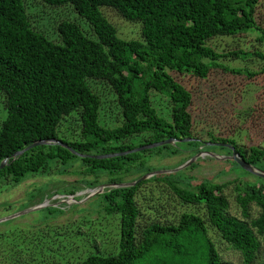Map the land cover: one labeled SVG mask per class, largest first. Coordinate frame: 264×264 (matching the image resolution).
I'll return each mask as SVG.
<instances>
[{
    "label": "trees",
    "instance_id": "trees-1",
    "mask_svg": "<svg viewBox=\"0 0 264 264\" xmlns=\"http://www.w3.org/2000/svg\"><path fill=\"white\" fill-rule=\"evenodd\" d=\"M39 1L69 4L93 37L77 23L62 20L58 39H48L34 28L24 0H0V94L6 111L0 123V162L9 157L0 169L1 189L50 174L91 175L84 179L91 188L132 181L160 168L150 163L152 158L189 152L178 166L212 147L205 141L229 144L240 158L264 170V0ZM103 7L139 24V37H120ZM228 38L235 42L219 48L217 42ZM237 60L249 64L229 65ZM238 75L259 85L253 103L245 107H238L244 94L233 82ZM222 80L224 91L216 93ZM91 82L106 83L115 94L120 116L115 126L100 122L101 99ZM153 93L167 100L168 118L154 106ZM194 103L201 112L212 105L215 114L213 127L203 133L194 125ZM73 113H78L80 134L69 140L57 130L63 117ZM170 138L198 140L101 159L79 157L51 143L11 158L37 140L55 139L78 153L100 155ZM187 176L186 185L163 173L96 194L103 213L120 219L117 250L92 252L75 264H237L225 260L221 249L238 252L241 264H257L264 241V179L220 183ZM147 183L165 188L168 197L142 195L139 202L138 190ZM228 189L239 215L229 211ZM76 191L70 187L68 193ZM172 206L183 209L164 217L163 210Z\"/></svg>",
    "mask_w": 264,
    "mask_h": 264
},
{
    "label": "rangeland",
    "instance_id": "rangeland-1",
    "mask_svg": "<svg viewBox=\"0 0 264 264\" xmlns=\"http://www.w3.org/2000/svg\"><path fill=\"white\" fill-rule=\"evenodd\" d=\"M24 3L34 28L41 31L48 39L54 41L58 39L57 25L62 20L77 23L88 35L93 37L88 23L69 4L55 7L39 0H24ZM102 12L115 26L120 37L125 39L139 37V24L123 19L109 7H103ZM231 42L235 41L228 38L221 39L217 43L219 48H227V44ZM248 64L249 62L240 60L229 63L230 66L242 67ZM256 65H258L257 61L252 64V66ZM252 69H256V67H252ZM226 78L227 75L223 76L224 83ZM223 80L218 83V88L221 90H217L216 93L224 91L221 87L225 86ZM233 82L239 87L241 86L244 91L238 107L252 104L259 85L242 75L233 77ZM91 85L101 99L100 122L105 126H115L120 121L114 101L115 94L106 83L91 82ZM152 96H154V106L161 115L168 118L167 100L159 97L161 95L156 93H153ZM209 108L211 109L212 105H209ZM210 109L209 112H201L197 103L191 107L194 125L200 133H203L207 126L213 127L211 119L215 114ZM5 115L4 97L0 94V123ZM212 130L215 132L214 128ZM57 133L60 137L69 140L78 139L80 134L78 113L63 117ZM204 144L212 147L203 148L204 150L201 151H207L212 155L199 156L194 161L193 167H185L177 172L169 173L173 179L179 180L181 185L187 184V175H193L192 178L196 182L206 178L220 183L236 178L245 183L261 181L259 177L248 173L235 162L226 158L230 154L226 149L220 148L227 147L225 143L216 144L205 141ZM188 153L184 152L174 157H154L150 163L160 167L156 170L173 169L179 166H175V164L180 163L183 158L189 155ZM105 177L101 176L100 180H105ZM90 178H92L91 175L72 173L50 174L28 178L14 188H0V220H3L0 221V264H75L92 252L116 251L120 219L117 215L103 213L100 206L102 200L96 195L98 193L94 192L96 189L91 190L92 188L84 182V179ZM70 187L77 189L72 195L68 193ZM151 189L152 193H149ZM162 191H165L163 195L160 194ZM138 192L139 202L142 201V195L150 194L162 197V199L169 195V191L157 187L156 183H147L141 186ZM226 194L232 199L233 190L228 189ZM182 209V207H169L163 210L164 217H173ZM238 209L232 199L229 211L239 215ZM221 256L225 260L241 264L240 255L236 251L221 249ZM258 256L257 264H264V241H262Z\"/></svg>",
    "mask_w": 264,
    "mask_h": 264
},
{
    "label": "water",
    "instance_id": "water-1",
    "mask_svg": "<svg viewBox=\"0 0 264 264\" xmlns=\"http://www.w3.org/2000/svg\"><path fill=\"white\" fill-rule=\"evenodd\" d=\"M192 140H198V139H195V138H184V139L170 138V139H165V140L158 141V142H153L150 144H145V145H142V146L130 149V150H126L123 152H115V153L100 154V155H87V154L78 153L75 150H73L71 147H69L67 144L62 143V142L55 140V139L37 140V141H34L33 143H31L30 145L24 147L23 149L14 152L11 155V158H12V160H14L18 156H20L23 152L27 151L28 149H30L32 147L39 146V145H47V144H51V143H55V144H58L60 146H63L64 148H67L70 152H72L73 154H75L79 157L88 156V157H92V158L101 159V158H110V157L122 156V155H126L128 153L139 152V151H143L146 149H152V148L162 146V145H166V144H176V143L185 142V141H192ZM222 144H224V143H222ZM225 145L231 151L230 155H228L226 157L227 159L234 161L238 166H240L243 170L247 171L248 173L264 179V171L263 170L253 166L252 164L246 162L244 159L240 158L239 155L236 153V151L234 150V148L231 145H228V144H225ZM204 154L212 155L211 153H209L207 151H200L195 156H192V158L186 160L185 162H183L181 165H179L176 168L168 169V170H154V171L148 172L146 174H143L140 177H138L132 181H129V182H121L118 184H114V183L100 184L97 187L92 188L91 190L96 189L94 191L95 193H101L104 190V188H122V187L134 186L135 184L139 183L140 181L146 180V179H148L154 175H157V174L177 172V171L187 167L188 165L193 163L199 156H202ZM8 159H9V157L3 159L0 162V169L6 165V163L8 162ZM0 221H3V220H0Z\"/></svg>",
    "mask_w": 264,
    "mask_h": 264
}]
</instances>
